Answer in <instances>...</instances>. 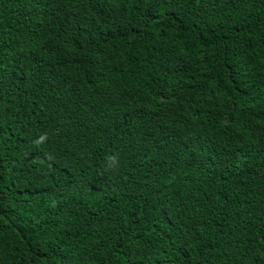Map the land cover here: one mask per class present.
<instances>
[{
	"label": "trees",
	"instance_id": "1",
	"mask_svg": "<svg viewBox=\"0 0 264 264\" xmlns=\"http://www.w3.org/2000/svg\"><path fill=\"white\" fill-rule=\"evenodd\" d=\"M0 264H264V0H0Z\"/></svg>",
	"mask_w": 264,
	"mask_h": 264
}]
</instances>
